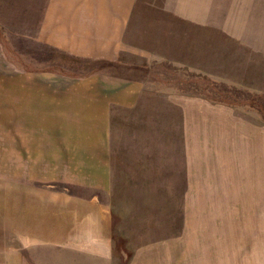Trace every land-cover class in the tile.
<instances>
[{"label": "rangeland", "instance_id": "374dc122", "mask_svg": "<svg viewBox=\"0 0 264 264\" xmlns=\"http://www.w3.org/2000/svg\"><path fill=\"white\" fill-rule=\"evenodd\" d=\"M196 3L0 0V264H264V0Z\"/></svg>", "mask_w": 264, "mask_h": 264}, {"label": "crops", "instance_id": "0c3cea01", "mask_svg": "<svg viewBox=\"0 0 264 264\" xmlns=\"http://www.w3.org/2000/svg\"><path fill=\"white\" fill-rule=\"evenodd\" d=\"M193 1L197 2L196 3L197 9L209 8L210 11L211 10H217L218 11V10L221 9V6L219 5V0H197V1L196 0H191V2H193ZM238 5L240 6L239 8H242L241 2H240V4L238 3Z\"/></svg>", "mask_w": 264, "mask_h": 264}]
</instances>
